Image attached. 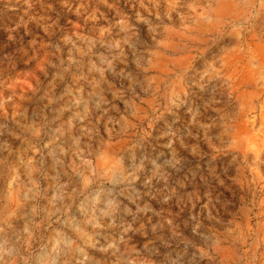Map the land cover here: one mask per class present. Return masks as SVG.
I'll return each instance as SVG.
<instances>
[{"label": "rangeland", "instance_id": "rangeland-1", "mask_svg": "<svg viewBox=\"0 0 264 264\" xmlns=\"http://www.w3.org/2000/svg\"><path fill=\"white\" fill-rule=\"evenodd\" d=\"M0 264H264V0H0Z\"/></svg>", "mask_w": 264, "mask_h": 264}]
</instances>
